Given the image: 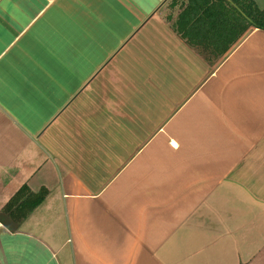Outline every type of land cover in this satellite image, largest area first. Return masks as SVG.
I'll use <instances>...</instances> for the list:
<instances>
[{
    "label": "crops",
    "instance_id": "crops-1",
    "mask_svg": "<svg viewBox=\"0 0 264 264\" xmlns=\"http://www.w3.org/2000/svg\"><path fill=\"white\" fill-rule=\"evenodd\" d=\"M178 12L0 0V264H264V30L210 63Z\"/></svg>",
    "mask_w": 264,
    "mask_h": 264
},
{
    "label": "trees",
    "instance_id": "trees-1",
    "mask_svg": "<svg viewBox=\"0 0 264 264\" xmlns=\"http://www.w3.org/2000/svg\"><path fill=\"white\" fill-rule=\"evenodd\" d=\"M169 5L179 8L177 15L170 17L174 30L210 63L224 57L250 29L264 30V8L255 0H169ZM47 194L46 189L34 193L24 185L5 208L22 220Z\"/></svg>",
    "mask_w": 264,
    "mask_h": 264
},
{
    "label": "rangeland",
    "instance_id": "rangeland-1",
    "mask_svg": "<svg viewBox=\"0 0 264 264\" xmlns=\"http://www.w3.org/2000/svg\"><path fill=\"white\" fill-rule=\"evenodd\" d=\"M262 8V7H261Z\"/></svg>",
    "mask_w": 264,
    "mask_h": 264
}]
</instances>
